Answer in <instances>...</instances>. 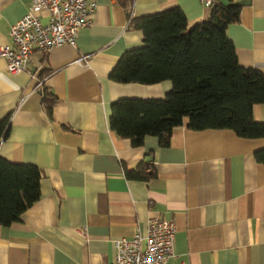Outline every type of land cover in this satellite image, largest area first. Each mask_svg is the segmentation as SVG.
Instances as JSON below:
<instances>
[{"label":"crops","instance_id":"0c3cea01","mask_svg":"<svg viewBox=\"0 0 264 264\" xmlns=\"http://www.w3.org/2000/svg\"><path fill=\"white\" fill-rule=\"evenodd\" d=\"M95 1L75 46L35 50L13 74L0 55V120H8L0 156L34 164L42 175L38 200L0 224V264H108L113 240L145 235L152 217L175 225L167 264H264V165L254 158L263 138L192 130L184 119L166 145L155 136L133 145L109 127L111 102L163 98L172 87L109 78L122 53L142 44L127 12L139 18L177 6L190 27L209 8L199 0H132L127 8ZM215 1L240 6L226 33L238 63L264 72V0ZM31 8L32 0H0V46L12 45L11 25ZM36 13L46 21L45 11ZM252 115L264 122V103ZM140 167L155 175H126Z\"/></svg>","mask_w":264,"mask_h":264},{"label":"trees","instance_id":"16d2710c","mask_svg":"<svg viewBox=\"0 0 264 264\" xmlns=\"http://www.w3.org/2000/svg\"><path fill=\"white\" fill-rule=\"evenodd\" d=\"M123 7L132 0H117ZM126 11H128L126 9ZM240 6L213 0L208 18L188 27L177 6L135 18L127 12V26L142 33V44L127 49L109 78L118 83H172L163 98H119L110 104L109 127L116 135L142 144L155 136L168 143L172 130L187 120L192 130L230 129L243 138H263L264 122L253 118L264 103V72L238 63L226 33L238 21ZM8 129L0 120V140ZM264 165V146L254 151ZM128 177L147 179L152 168L128 170ZM41 171L34 164L13 163L0 156V224L10 225L40 195Z\"/></svg>","mask_w":264,"mask_h":264},{"label":"built area","instance_id":"2783aa9c","mask_svg":"<svg viewBox=\"0 0 264 264\" xmlns=\"http://www.w3.org/2000/svg\"><path fill=\"white\" fill-rule=\"evenodd\" d=\"M199 1L208 8L213 3V0ZM95 9V0H32L31 10L10 27L12 45L0 46L7 71L13 74L25 70L28 57L35 50L45 55L54 47L75 46L79 29L91 23ZM39 11L46 12L45 22L36 13ZM129 14L132 16L131 9ZM87 59V55L78 58ZM174 233L173 221L152 217L145 235L113 240L115 254L108 264H167L173 256Z\"/></svg>","mask_w":264,"mask_h":264}]
</instances>
